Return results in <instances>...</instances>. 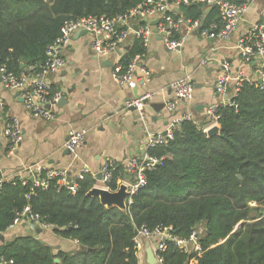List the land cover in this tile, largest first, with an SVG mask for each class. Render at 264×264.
<instances>
[{"label": "trees", "instance_id": "obj_1", "mask_svg": "<svg viewBox=\"0 0 264 264\" xmlns=\"http://www.w3.org/2000/svg\"><path fill=\"white\" fill-rule=\"evenodd\" d=\"M143 1L0 0V67L16 75L21 64L40 67L65 21L116 18ZM178 12L201 19L203 28L220 22L218 10L198 4L180 5ZM140 51L135 42L121 56L122 66ZM219 114L218 137L207 138L204 129L209 125L190 120L175 129L167 144L147 150L161 163L146 173V186L123 211L87 195L96 184L90 175L76 195L53 186L30 194V182L5 181L0 190L1 234L29 206L42 223L80 248L54 253L30 235L2 244L0 258L13 264H138L135 232L165 226L184 240L198 231L201 252L185 255L167 244L162 264H187L191 258L195 264H264V89L243 83L234 107H221ZM119 179H126L121 166L109 184L111 191L118 190ZM239 223L243 225L237 228Z\"/></svg>", "mask_w": 264, "mask_h": 264}, {"label": "crops", "instance_id": "obj_2", "mask_svg": "<svg viewBox=\"0 0 264 264\" xmlns=\"http://www.w3.org/2000/svg\"><path fill=\"white\" fill-rule=\"evenodd\" d=\"M226 1L247 6L245 16L229 39H206L192 31L184 47L173 52L164 47L158 35L151 40L145 59L150 72L148 90L152 93V101L145 106L146 128L138 123L136 112L127 106L143 94L144 89L139 86L134 89L117 86L111 75L113 65L100 67L102 59L92 52L90 39L85 33L73 37L65 50L66 68L49 77L48 82L66 101L62 107L53 108V121L32 118L23 102L14 93L6 91L0 81V127L10 118H16L23 131V141L13 151L6 139H0V176L7 181L23 178L27 176L25 168L39 164L66 170L71 176L88 167L96 176L94 188H97L100 183L97 175H100L106 160H113L124 168L130 159H141L146 155V133H163L172 118L166 107L156 110L150 105H165L172 96L171 84L186 77L194 84L193 98L180 102L176 115L186 112L195 123L208 124L205 109L221 102L216 93V82L221 75L222 63L227 61L234 75L242 73L254 81L258 79L260 68V59H254L251 63L242 61L237 43L252 24L264 23V0ZM127 48L122 49V55L129 50ZM82 130L87 132L85 143L76 155H71L65 151L64 144L71 132ZM129 181L130 177L126 175V179H119L117 184L120 187ZM38 231L40 233L35 237L50 246L54 253L62 251L71 254L80 248L77 241L63 239L52 229L38 228ZM30 235L33 234L27 223H20L2 234L5 240L0 241V247L11 240ZM146 244L137 253L138 264H148ZM149 246L154 249V244Z\"/></svg>", "mask_w": 264, "mask_h": 264}, {"label": "built area", "instance_id": "obj_3", "mask_svg": "<svg viewBox=\"0 0 264 264\" xmlns=\"http://www.w3.org/2000/svg\"><path fill=\"white\" fill-rule=\"evenodd\" d=\"M197 4L207 9L218 10L219 24H212L203 29L201 19L184 18L178 10H175L180 5ZM246 12L245 4H234L226 0H145L116 18L90 16L76 20L70 19L64 22L59 37L47 47L44 65L24 67L18 75L9 72L6 67H0L1 82L6 91L19 92L23 105L32 118L44 122L53 121L55 119L53 108L58 106L63 96L60 92L53 90L48 82L49 77L66 68L65 50L71 44L73 37L85 33L90 39V48L98 59H112L113 71L111 75L117 86L127 89L139 86L144 89V93L130 101L127 106L135 109L138 123L146 128L145 106L152 101V93L148 90L150 72L145 59L150 42L155 36L154 30L156 29L157 35L162 37L164 47L173 52L184 47L187 37L192 31L206 39H229ZM155 21H157V25H153ZM134 41L140 45L141 51L136 53L124 67L120 62L121 51L126 47L130 49ZM237 50L244 63L260 59L258 79L256 81L248 79L242 73L234 75L231 65L227 61L222 63L221 75L216 82V93L221 102L212 104L205 109L209 125L204 129L205 133L211 127L218 125L221 107H234V97L237 96L243 83L255 85L261 90L264 89V23L252 24L247 34L238 40ZM170 89L172 96L165 103V107L172 116L171 121L164 131L165 134L146 133L147 150L167 144L181 123L193 120L192 116L186 112L179 116L176 115L177 105L193 98L194 84L191 79L188 77L179 79L171 84ZM86 136L85 130L71 132L64 144L65 151L76 155L85 143ZM3 138L7 140L12 151L23 141V131L16 118H10L0 127V139ZM160 163L161 159L149 157L147 151L143 158H132L127 162L124 172L130 177V181L124 184L128 193L126 207L132 204L133 196L146 186V173L152 171ZM117 167L118 165L113 160H106L100 173L101 186L96 187L113 192L110 190L109 184L113 180ZM24 172L27 176L18 179L23 185L28 182L32 184L30 194L37 189L47 191L53 186L64 189L71 195H76L81 182L87 175L96 177L88 167H83L73 176L66 170L40 164L29 166L24 169ZM5 181L7 180L0 176V190ZM23 222L27 223L32 234H35L38 228L51 229L50 226L41 222L38 215L32 213L29 206L17 213L16 219L9 229ZM198 236L199 232L194 231L188 240H184L178 238L171 227L158 226L151 231L141 227L134 238V244L137 251L143 249L145 242L150 245L154 244V249L151 248L155 260L157 264H162V253L166 250L167 244L174 245L185 255H199L201 250L197 243ZM0 264H13V262L0 258ZM187 264H195V258H191Z\"/></svg>", "mask_w": 264, "mask_h": 264}, {"label": "water", "instance_id": "obj_4", "mask_svg": "<svg viewBox=\"0 0 264 264\" xmlns=\"http://www.w3.org/2000/svg\"><path fill=\"white\" fill-rule=\"evenodd\" d=\"M153 25H157V21H155L153 23ZM135 29H137V27H135ZM154 33H155V35L158 34L156 29L154 30ZM158 37L160 40H162L161 36L158 35ZM127 50H128V48H127ZM70 65H72V63H70ZM112 65H113L112 59L107 58V59L102 60L100 67L105 68V67H111ZM24 67H25V65L21 64V69H23ZM0 81H2L1 77H0ZM14 96L16 98H18L21 102H23L22 99L19 98L20 97L19 92H15ZM65 103H66V101L64 100V98H61V100L58 103V106L62 107L63 104H65ZM150 106L152 108H155L156 110L157 109L162 110L165 108L164 104L163 105H155V106L150 105ZM130 110L135 111V109L133 107H130ZM165 124L166 125L168 124V119L165 120ZM163 134H165V132H163ZM219 135H220V126L219 125H215L206 131L207 138L218 137ZM126 164L127 163L124 164V167L126 166ZM238 178H240V176ZM97 179L100 180V175H97ZM87 195L89 197L98 198L100 203L107 208L116 207L122 211L126 209V202H127V197H128L126 185H120V187L118 188V190L116 192H109V191H106V190H103L100 188H93L88 192ZM242 225H243L242 223H239L237 228H239ZM37 233L39 234L40 231L33 234V236H35ZM136 235H137V232H135V236ZM4 240H5L4 237L1 236L0 241L4 242ZM145 253H146L148 264H157L155 257H154V252L151 249V247L149 246V243H147L145 246ZM57 262H58V260L56 259L55 263H57Z\"/></svg>", "mask_w": 264, "mask_h": 264}, {"label": "rangeland", "instance_id": "obj_5", "mask_svg": "<svg viewBox=\"0 0 264 264\" xmlns=\"http://www.w3.org/2000/svg\"><path fill=\"white\" fill-rule=\"evenodd\" d=\"M61 90V89H60ZM99 186H101V184L99 183Z\"/></svg>", "mask_w": 264, "mask_h": 264}, {"label": "bare ground", "instance_id": "obj_6", "mask_svg": "<svg viewBox=\"0 0 264 264\" xmlns=\"http://www.w3.org/2000/svg\"><path fill=\"white\" fill-rule=\"evenodd\" d=\"M152 249V248H151Z\"/></svg>", "mask_w": 264, "mask_h": 264}]
</instances>
